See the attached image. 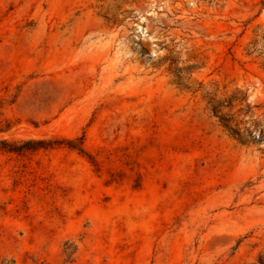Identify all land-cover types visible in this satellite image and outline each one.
<instances>
[{"label":"rangeland","instance_id":"1","mask_svg":"<svg viewBox=\"0 0 264 264\" xmlns=\"http://www.w3.org/2000/svg\"><path fill=\"white\" fill-rule=\"evenodd\" d=\"M0 264H264V0H0Z\"/></svg>","mask_w":264,"mask_h":264},{"label":"trees","instance_id":"2","mask_svg":"<svg viewBox=\"0 0 264 264\" xmlns=\"http://www.w3.org/2000/svg\"><path fill=\"white\" fill-rule=\"evenodd\" d=\"M82 142H83V141H82V139H81L80 144H77L76 147H77L80 151L85 152V150H84V148H83V146H82ZM89 157H90L91 161L94 162V158H93L92 156H89Z\"/></svg>","mask_w":264,"mask_h":264}]
</instances>
